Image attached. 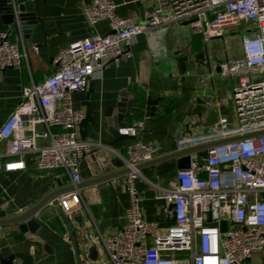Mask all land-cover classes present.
I'll use <instances>...</instances> for the list:
<instances>
[{"label":"built area","instance_id":"2783aa9c","mask_svg":"<svg viewBox=\"0 0 264 264\" xmlns=\"http://www.w3.org/2000/svg\"><path fill=\"white\" fill-rule=\"evenodd\" d=\"M82 10L91 25L108 21L109 32L60 51L56 72L23 89L19 105L0 126V172L22 171L24 157L37 154L39 171L62 169L76 187L82 180L81 161L107 150L128 169L124 180L129 207L123 228L103 239L104 264H253L255 255H261L264 264V133L209 148L204 157L192 153L190 167L179 170L170 187L157 186L174 222L162 227L146 220L137 189L143 177L139 167L155 159L156 147L137 140L123 157L110 147L82 140L80 125L86 112L76 108L73 99L86 92L108 64L118 66L129 59L139 35L184 23L206 41L226 32L244 36L242 55L219 66L220 77L236 82L233 125L220 118L206 137L219 141L264 132V0H161L147 26L119 16L112 0H89ZM15 31V42L12 29L0 33V71L21 68L29 60L24 33L20 27ZM33 49L38 52L39 47ZM148 120H138L119 133L137 139ZM205 139L197 136L195 146L209 143ZM81 200L76 188L49 205L72 219Z\"/></svg>","mask_w":264,"mask_h":264},{"label":"crops","instance_id":"0c3cea01","mask_svg":"<svg viewBox=\"0 0 264 264\" xmlns=\"http://www.w3.org/2000/svg\"><path fill=\"white\" fill-rule=\"evenodd\" d=\"M112 1L117 5L119 16L133 18L142 26L148 25L161 3V0ZM84 3L89 0H46L45 4L40 0L44 8L41 12L43 25L36 26L25 38L28 62L24 61L21 68L0 71V126L19 105L25 87L40 84L56 72L55 59L60 51L92 35L109 32L108 21L96 25L88 22L82 10ZM8 29H12L11 40L15 42V27L7 26L0 13V33ZM217 39L206 41L203 35L184 23L165 25L139 35L130 49L129 59L122 60L118 66L108 64L101 76L91 81L86 92L74 95L76 108L86 112L87 92L90 93V107L97 120L94 126L86 129L84 141L110 147L127 157L128 146L140 140L156 147L154 160L168 155L169 148L176 151L199 144L195 140L197 136L215 141L206 137L211 135L212 126L220 118L230 117L229 122H233L235 116L234 105L232 108L226 105L232 100L236 82L220 77L219 66L242 55L241 47L237 53L232 50L219 52ZM34 46L39 47L38 52L34 51ZM126 92V99H134L142 116L138 117L136 110L130 109V116L120 115L115 124L112 109ZM144 118L149 120L137 139L120 135L119 129ZM113 156L118 159L115 154ZM24 161L26 168L22 171L0 172V219L21 215L52 192L71 185L62 169L39 171L37 154L26 155ZM179 170L177 160L142 169L143 177L137 181V189L147 221L162 227L174 223L157 186L170 187ZM124 176L77 189L82 204L75 215H83L85 227L98 243L99 260L93 262L87 258V244L74 242L78 239L76 223H72L73 237L62 221L60 208L47 204L39 215L55 234L44 228L39 230L38 235L47 241L51 252L37 264H104L103 239L116 234L126 224L129 195ZM24 239L17 224L2 226L0 254L6 257L14 251L26 252V243L16 245Z\"/></svg>","mask_w":264,"mask_h":264},{"label":"water","instance_id":"95a60500","mask_svg":"<svg viewBox=\"0 0 264 264\" xmlns=\"http://www.w3.org/2000/svg\"><path fill=\"white\" fill-rule=\"evenodd\" d=\"M45 4L46 0H42ZM44 8L40 6V0H0V13L3 15L4 23L10 27H20L23 31L25 38H28L32 34L34 28L38 25H43L41 19V12ZM128 93H123L122 98L118 105L112 109V114H115V124H118V118L120 115L125 117L130 116V109H135L138 113V117L142 116V111L135 105L134 99L128 98ZM89 95L87 92L86 117L80 125V136L82 140H86V129L89 125H95L97 120L95 118V112L91 109L89 103ZM119 128V125H117ZM159 128V127H156ZM264 132L256 133L254 135L238 136L229 139L213 141L202 145L185 148L182 150L174 151L169 148V154L153 160L151 162L140 165L139 169H144L146 166L154 165L157 163H164L171 160H177L179 169H188L191 163V154L198 153L200 157L207 155V150L217 145L226 144L233 141H238L249 136L262 135ZM116 168L121 171L116 172ZM128 173V169L124 167V163L120 159H114L111 152L107 150L97 151L81 161L80 174L82 183L76 187L70 185L64 189H60L52 192L45 199H43L38 205L30 209L29 211L9 219H0V227L17 224L19 230L25 235L24 241L17 242L16 245L23 243L27 244L25 251H14L8 256L4 257L0 254V264H37L44 260L47 255L50 254L51 248L47 241L38 235L41 228H44L53 234V231L41 221L39 213L45 208L50 201L55 200L58 195L72 190L83 189L88 186L97 185L102 182L110 181L117 177L123 176ZM62 221L69 229L71 235L74 237L75 231L72 228V223H76L78 226L77 235L78 239H74L76 245L87 244V258L93 262L99 260L100 249L98 243L93 239L92 233L85 227V220L82 214H76L70 219L62 210H60ZM226 230V223L222 225V231ZM78 247V246H77ZM44 252V254H42Z\"/></svg>","mask_w":264,"mask_h":264},{"label":"rangeland","instance_id":"374dc122","mask_svg":"<svg viewBox=\"0 0 264 264\" xmlns=\"http://www.w3.org/2000/svg\"><path fill=\"white\" fill-rule=\"evenodd\" d=\"M241 32H243L242 29H241ZM244 34H247L246 36L249 35L247 32ZM243 37L244 36L241 34L235 35V32H226L222 36H218V39L216 40L218 42V51L219 52H226V51L232 50V51L237 53L241 47L240 45H241V41H242ZM233 105H234V101H233V96H232V100H229L226 107L232 108ZM232 113L233 112H231V114ZM229 118H228V120H230ZM233 122H230L231 125H233ZM38 145H39V147H42L44 145V142L39 141ZM260 258H261V255H255L253 257L252 263L253 264H260V261H259Z\"/></svg>","mask_w":264,"mask_h":264}]
</instances>
